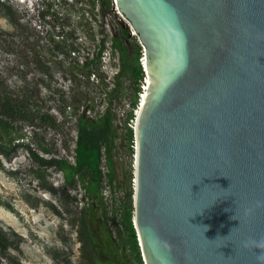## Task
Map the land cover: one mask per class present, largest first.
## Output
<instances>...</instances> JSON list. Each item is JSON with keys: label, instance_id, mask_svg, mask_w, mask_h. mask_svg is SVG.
Returning <instances> with one entry per match:
<instances>
[{"label": "water", "instance_id": "95a60500", "mask_svg": "<svg viewBox=\"0 0 264 264\" xmlns=\"http://www.w3.org/2000/svg\"><path fill=\"white\" fill-rule=\"evenodd\" d=\"M114 7L137 33L150 79L134 126L144 264H260L264 0Z\"/></svg>", "mask_w": 264, "mask_h": 264}, {"label": "rangeland", "instance_id": "374dc122", "mask_svg": "<svg viewBox=\"0 0 264 264\" xmlns=\"http://www.w3.org/2000/svg\"><path fill=\"white\" fill-rule=\"evenodd\" d=\"M83 1L86 0H78L76 4L74 0H0V97L8 92L14 95L29 93L33 95L35 103L32 106L37 113L53 114L58 119H62L64 113L68 114L64 100L69 101L71 93L81 91L84 82L82 78L77 80L73 77L77 59L72 58V53L67 56L57 51L56 45L60 43L62 49L66 48L72 28H75L76 40L82 47L88 46L91 50L100 37L98 23L89 21L88 14L83 13L86 7ZM115 15L129 28L124 18L117 12ZM89 27L94 32L95 41L85 34ZM133 39L140 44L136 36ZM128 48L131 49L130 45ZM83 53L84 50L78 59ZM118 63L117 54L104 52L101 69L110 77L117 70ZM123 85L124 91L111 103L116 114L113 122L116 132L112 139L115 171L112 183L106 177L108 169L104 159L100 165L105 174L101 188L104 205L110 218L115 220L126 203L127 193L134 191L135 179L134 153L130 154L126 149L124 128L134 83L127 77ZM102 107H99L100 111ZM89 114L95 115L93 112ZM66 116L62 133L44 128L40 122L32 124L28 120H18L13 123L14 131L8 134L13 137V142L19 141L20 146L10 160L0 154V231L8 233L13 242H18V247L7 249L8 256H1L3 263H7L8 258L19 264L87 263L81 254L76 219L80 203L88 199L80 201L78 195L77 201H69L65 206L59 201L60 190L52 192L40 188V179L35 177L34 169L41 170L46 182L54 188L61 185L62 176L53 168L40 167L30 153L31 150L45 158L59 156L74 161L76 132L69 116ZM0 134L6 137L1 125ZM42 147L50 149L49 152ZM68 190L71 195L76 192ZM51 205L56 206L60 214L55 213Z\"/></svg>", "mask_w": 264, "mask_h": 264}, {"label": "trees", "instance_id": "16d2710c", "mask_svg": "<svg viewBox=\"0 0 264 264\" xmlns=\"http://www.w3.org/2000/svg\"><path fill=\"white\" fill-rule=\"evenodd\" d=\"M83 2L86 4L83 13H87L89 21L98 23L100 27V37L96 45L92 50L88 46L82 47L76 40L75 28L70 32V41L65 49H62L60 43L56 45L57 51L67 56L72 53V58L77 59L73 77L77 80L82 78L84 82L81 91L71 93L69 101L64 100V108L67 107L69 110L66 115L72 121L76 132L74 161L59 156L45 158L36 155L28 147L27 149L33 155L34 162L40 167L53 168L61 173L62 183L58 188H54L51 183L46 182L41 170L34 169L35 177L40 179V188L52 192L60 190L59 201L65 206L69 201H77L78 195L80 201L84 198L88 199L80 203L79 217L76 219L79 225L77 235L81 242V254L87 260L86 264H144L133 224L134 191L132 193L129 190L127 193V200L119 218L116 220L110 218L101 192L105 174L100 166L104 159L108 169L106 177L112 183L115 174L112 139L116 132L113 123L116 114L111 108V103L124 91L123 80L127 77L132 79L134 91L124 121L125 146L130 154H135L134 128L129 122L134 121L142 80L145 77L139 60L142 50L140 44L130 35L128 26L122 25V21L115 15L112 0ZM74 3H78V0H74ZM107 18L108 21H105ZM91 27L86 29L85 34L90 40L95 41ZM83 50V55L78 59ZM104 52L117 54L119 60L117 70L110 77L101 69ZM34 103L33 95L29 93L14 95L8 92L0 97V125L6 133V137L0 134V154L8 160L20 146L19 141L13 142V137L8 135L14 131V122L18 120H28L32 124L40 122L44 128L51 129L55 133H62L64 130L67 117L65 113L62 119L49 113H37L32 106ZM101 105H103L102 111L99 109ZM90 112L95 115H90ZM42 148L46 152L50 150ZM68 189L75 190V194L71 195ZM51 208L55 213L60 214L56 206L51 205ZM11 246L17 248L18 242H13L8 233L0 231V264H19L13 258H8L7 263L1 261V256H8L7 249Z\"/></svg>", "mask_w": 264, "mask_h": 264}, {"label": "built area", "instance_id": "2783aa9c", "mask_svg": "<svg viewBox=\"0 0 264 264\" xmlns=\"http://www.w3.org/2000/svg\"><path fill=\"white\" fill-rule=\"evenodd\" d=\"M112 3H113V9H114V11L115 12H117V14L121 17V18H124L122 15H121V13L118 11V9L117 8H115L114 7V0H112ZM120 19V18H119ZM121 20V19H120ZM124 20H125V18H124ZM129 25V24H128ZM129 30H130V35L131 36H136L137 37V33L135 32V30L133 29V27L131 26V25H129ZM138 38V37H137ZM140 43V42H139ZM141 45V44H140ZM142 46V45H141ZM142 55H141V57L139 58V60H140V63H141V65L143 66L144 65V62H145V54H144V50H143V46H142V53H141ZM145 82H146V77H144V79H143ZM145 87L146 86H144V84L142 85V92H144L145 91ZM142 93H140V96L142 97ZM138 109V108H137ZM137 111L138 110H135V117H134V121H133V123H134V125L132 126L133 128H134V126H135V119H136V115H137ZM131 126V125H130ZM135 148V147H134ZM102 171H103V169H102ZM104 172V171H103Z\"/></svg>", "mask_w": 264, "mask_h": 264}, {"label": "bare ground", "instance_id": "6f19581e", "mask_svg": "<svg viewBox=\"0 0 264 264\" xmlns=\"http://www.w3.org/2000/svg\"><path fill=\"white\" fill-rule=\"evenodd\" d=\"M144 66H145V62H144ZM145 69H146V67H145ZM147 75H148V73H147ZM146 80H147V84L149 83V81H150V79H149V75L148 76H146ZM144 86H146V82H145V84H144ZM142 98H141V108H142V105H143V103H144V100H145V98H146V88H145V91L144 92H142ZM138 111H140V108L139 109H137Z\"/></svg>", "mask_w": 264, "mask_h": 264}, {"label": "clouds", "instance_id": "9594fccd", "mask_svg": "<svg viewBox=\"0 0 264 264\" xmlns=\"http://www.w3.org/2000/svg\"><path fill=\"white\" fill-rule=\"evenodd\" d=\"M145 73V72H144ZM146 77V76H145ZM141 96L139 97V103H140V100H141ZM138 107H139V104H138ZM258 247H264V244H258L257 245ZM257 260L260 262V264H264V254H262L261 256H258L257 257Z\"/></svg>", "mask_w": 264, "mask_h": 264}]
</instances>
